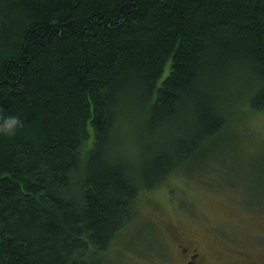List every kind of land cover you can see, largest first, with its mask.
<instances>
[{
  "label": "trees",
  "instance_id": "16d2710c",
  "mask_svg": "<svg viewBox=\"0 0 264 264\" xmlns=\"http://www.w3.org/2000/svg\"><path fill=\"white\" fill-rule=\"evenodd\" d=\"M242 109L264 111V0H0V264H100Z\"/></svg>",
  "mask_w": 264,
  "mask_h": 264
},
{
  "label": "rangeland",
  "instance_id": "374dc122",
  "mask_svg": "<svg viewBox=\"0 0 264 264\" xmlns=\"http://www.w3.org/2000/svg\"><path fill=\"white\" fill-rule=\"evenodd\" d=\"M241 113L211 148L222 166L213 160L214 168L195 171L193 161L192 173L143 191L136 218L98 255L100 264H182L173 231L209 262L264 264V111Z\"/></svg>",
  "mask_w": 264,
  "mask_h": 264
},
{
  "label": "flooded vegetation",
  "instance_id": "af4514ba",
  "mask_svg": "<svg viewBox=\"0 0 264 264\" xmlns=\"http://www.w3.org/2000/svg\"><path fill=\"white\" fill-rule=\"evenodd\" d=\"M171 236L173 237L178 253L181 257L182 264H217L216 262L214 263V261H207L206 255L202 249L199 246L194 245L190 239L184 238L177 231H173ZM238 260L241 262L243 259ZM229 262V264H233L232 261Z\"/></svg>",
  "mask_w": 264,
  "mask_h": 264
},
{
  "label": "clouds",
  "instance_id": "9594fccd",
  "mask_svg": "<svg viewBox=\"0 0 264 264\" xmlns=\"http://www.w3.org/2000/svg\"><path fill=\"white\" fill-rule=\"evenodd\" d=\"M15 118H10L4 125V130L11 132L13 130V126L16 124Z\"/></svg>",
  "mask_w": 264,
  "mask_h": 264
}]
</instances>
